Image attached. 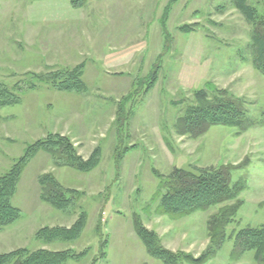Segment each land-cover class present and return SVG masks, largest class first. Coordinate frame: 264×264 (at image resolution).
Returning a JSON list of instances; mask_svg holds the SVG:
<instances>
[{"label": "rangeland", "instance_id": "rangeland-1", "mask_svg": "<svg viewBox=\"0 0 264 264\" xmlns=\"http://www.w3.org/2000/svg\"><path fill=\"white\" fill-rule=\"evenodd\" d=\"M248 3L264 15V0ZM253 33L234 0H88L83 7L71 0H0V86L19 99L0 109V177L50 136L68 139L85 160L101 151L87 173L59 166L42 151L30 161L13 198L21 217L0 231V255L89 249L65 264H164L148 253L136 221L168 250L190 256L180 264H192L209 248L210 221L225 206L173 218L158 210L156 197L165 192L162 178L176 170L222 168L246 188L226 241L206 264H259L253 252L235 247L239 231L264 226V76L253 64ZM77 68L83 92L49 83ZM208 83L226 91L254 126L180 136L177 120ZM47 175L76 192L69 211L42 200L40 178ZM83 212L78 240L36 238L45 227H72Z\"/></svg>", "mask_w": 264, "mask_h": 264}, {"label": "trees", "instance_id": "trees-1", "mask_svg": "<svg viewBox=\"0 0 264 264\" xmlns=\"http://www.w3.org/2000/svg\"><path fill=\"white\" fill-rule=\"evenodd\" d=\"M248 1L234 0V5L254 27L253 64L264 76V15L258 13ZM71 2L75 7H83L88 0H71ZM82 77L83 70L77 68L69 71L59 84L51 79L49 83L60 91L81 93L85 90ZM38 79L42 82L48 81L45 78ZM195 96L196 104L187 108L184 116L177 120L176 130L180 136L198 138L213 126L238 127L240 132H245L254 126V122L246 118L245 111L240 105L226 91L218 89L213 84L208 83L205 89L198 91ZM18 102L19 99L13 93L0 86V109L16 105ZM41 151L53 156L57 160V165L71 167L83 173L92 171L101 161L99 148L85 160L77 155L68 139L58 135L39 140L29 146L10 170L0 177V231L13 225L21 217V210L13 204V198L25 168ZM116 160L118 163V157ZM230 175V171L225 169L212 168L195 172L176 170L169 177L162 178L165 192L156 197V200H159L158 210L170 217H185L197 211L225 206L217 217H213L210 221L209 248L192 264H206L217 255L226 241V228L234 221L243 203L240 195L245 190L246 184L243 180L233 183ZM40 184L43 190L41 197L46 204L66 212L75 206L76 192L63 189L53 176L41 177ZM86 220V213L83 212L72 227H45L39 230L36 238L45 244L76 241L85 229ZM135 229L151 257L163 261L164 264L188 262L190 256L168 250L161 245L153 232L148 231L139 222L135 221ZM235 240V247L240 254L253 252L257 262L264 264V226L245 228L236 234ZM106 245L107 241L101 244V247L105 248ZM88 251L89 249L77 254L72 249L56 252L48 249L31 251L23 248L0 255V264H65L70 259L81 260ZM101 255L106 256L104 250Z\"/></svg>", "mask_w": 264, "mask_h": 264}]
</instances>
